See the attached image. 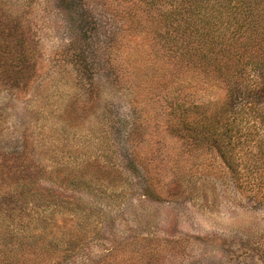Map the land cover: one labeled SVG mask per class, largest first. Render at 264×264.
I'll return each instance as SVG.
<instances>
[{"label":"rangeland","instance_id":"rangeland-1","mask_svg":"<svg viewBox=\"0 0 264 264\" xmlns=\"http://www.w3.org/2000/svg\"><path fill=\"white\" fill-rule=\"evenodd\" d=\"M61 3L0 0V264H264V92L223 153L178 120L220 88L153 69L163 4Z\"/></svg>","mask_w":264,"mask_h":264},{"label":"trees","instance_id":"trees-1","mask_svg":"<svg viewBox=\"0 0 264 264\" xmlns=\"http://www.w3.org/2000/svg\"><path fill=\"white\" fill-rule=\"evenodd\" d=\"M86 1L61 0L63 8H60L68 13L70 7L66 4L71 2L85 14L88 11ZM144 1L149 16L156 7L164 5L160 11L163 45L159 46L164 53H160L156 62L160 66L153 68L158 73L165 70L168 77L162 81L169 84L171 79L183 75L181 80L195 81L200 87H218L222 91L219 98L193 106L181 105L179 111L181 108L184 114L180 113L178 120L180 127L184 126L192 138H204L224 153L221 147L230 145L227 134L235 124L232 118L234 96L242 90L243 84L251 89L247 97L260 96L264 92V56L260 57L258 51L255 53L264 45V30H258L259 26L264 28V23L260 24L264 22V0ZM73 35L80 39L89 34L83 27ZM76 39L71 41L75 43ZM12 47L10 41L3 44L5 51L1 49L0 57L5 58L4 61L10 57ZM22 51V45H15L13 52L18 55L10 57V61L14 59L22 65ZM8 67L14 69L18 65L8 62ZM251 72H257L253 81L248 79ZM243 104L258 107L255 99Z\"/></svg>","mask_w":264,"mask_h":264}]
</instances>
